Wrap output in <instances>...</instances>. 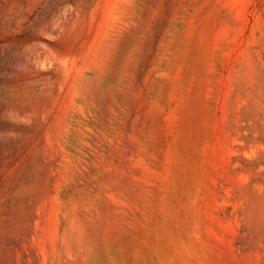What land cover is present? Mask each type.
<instances>
[{"label": "rangeland", "instance_id": "rangeland-1", "mask_svg": "<svg viewBox=\"0 0 264 264\" xmlns=\"http://www.w3.org/2000/svg\"><path fill=\"white\" fill-rule=\"evenodd\" d=\"M0 264H264V0H0Z\"/></svg>", "mask_w": 264, "mask_h": 264}]
</instances>
